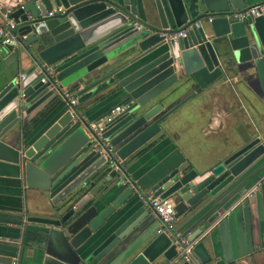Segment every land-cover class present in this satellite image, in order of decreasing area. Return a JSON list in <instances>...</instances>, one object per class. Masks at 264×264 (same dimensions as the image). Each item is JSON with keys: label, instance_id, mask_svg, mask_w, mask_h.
<instances>
[{"label": "water", "instance_id": "obj_1", "mask_svg": "<svg viewBox=\"0 0 264 264\" xmlns=\"http://www.w3.org/2000/svg\"><path fill=\"white\" fill-rule=\"evenodd\" d=\"M247 7L243 0H22L8 11L18 37L3 47L28 67L0 86V177L51 204L53 224L28 241L40 264L169 263L177 250L159 231L154 197L169 198L187 222L210 210L189 238L200 264L211 258L205 241L225 264L264 251L262 194L240 188V174L264 154V134L242 138L206 169L183 162L146 190L127 173L169 129L168 116L209 84L246 75L256 80L251 93L264 97V7L231 16ZM180 29L182 36H170ZM185 85L195 88L164 110ZM112 97L108 109L85 116ZM121 104L99 134L89 128ZM10 262L0 255V264Z\"/></svg>", "mask_w": 264, "mask_h": 264}, {"label": "crops", "instance_id": "obj_2", "mask_svg": "<svg viewBox=\"0 0 264 264\" xmlns=\"http://www.w3.org/2000/svg\"><path fill=\"white\" fill-rule=\"evenodd\" d=\"M22 0H0V15L10 11ZM246 6L260 0H243ZM1 20V18H0ZM16 51H8L0 43V86L16 75L23 74L28 67ZM228 79V78H227ZM221 79L194 93L167 118L169 129L127 169L128 176L146 190L156 179L186 162L188 169L203 170L214 163L231 148L241 144L242 138L254 133L264 134V97L259 88L260 98H256L250 88H255L256 80L246 75L235 77L234 81ZM195 86H183L174 91L166 100L164 110L194 90ZM112 97L106 103L98 104L95 110L85 111L89 119L108 109L115 103ZM67 103V102H66ZM63 106V107H62ZM62 112L65 104L59 106ZM81 111L79 107H76ZM33 116V115H32ZM27 115L28 120L34 117ZM241 191L252 186L262 194L264 206V154L253 161L240 174ZM40 193L19 186L18 181L0 177V255L9 256L10 264H40V253L28 241L38 230L53 224L47 220L51 204ZM210 210L198 217L199 221H186V216H177L174 231L189 239L197 233ZM208 227L194 237V241ZM216 234V233H215ZM205 249L210 253L207 264H225L220 254H212L208 241ZM234 264H264V251L233 261ZM167 264H200L192 254L191 261L181 262L174 257Z\"/></svg>", "mask_w": 264, "mask_h": 264}, {"label": "built area", "instance_id": "obj_3", "mask_svg": "<svg viewBox=\"0 0 264 264\" xmlns=\"http://www.w3.org/2000/svg\"><path fill=\"white\" fill-rule=\"evenodd\" d=\"M264 7V3L262 4H255L249 6L247 8L236 10L232 12L231 16L238 20H242L248 16H256L258 15L259 11ZM0 20V43H8L11 40L18 37V34H12L11 29L14 27L15 22L8 18V11L3 12L1 15ZM193 25L197 27L199 22H194ZM188 25L187 27H189ZM185 29H180L173 32L170 36H182L184 34ZM23 76L20 74L19 79H22ZM41 82L44 81L43 78L40 79ZM63 97L65 98L67 104L69 106L75 105V99L72 96L73 92L67 91L63 92ZM125 108V105H114L111 107L108 112L99 118L96 122H89V128L94 131L96 134H99L102 129L104 128L105 124H107L115 115L122 112ZM109 167L115 168L114 161H109ZM258 185L252 186L248 191L247 195L251 196L253 192L257 189ZM150 206L153 212L156 215L159 231H163L168 235L172 236V243L175 244L177 250V259L181 262L188 263L191 261L192 258V247L193 242L189 240L186 235L178 234L174 231V222L176 219L175 212L173 210V202L169 198L160 199L158 197H154L149 200Z\"/></svg>", "mask_w": 264, "mask_h": 264}]
</instances>
